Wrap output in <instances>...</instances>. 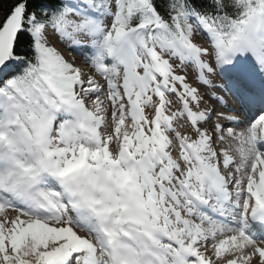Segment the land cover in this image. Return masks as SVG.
I'll return each mask as SVG.
<instances>
[{
  "label": "snow or ice",
  "instance_id": "6c2138e0",
  "mask_svg": "<svg viewBox=\"0 0 264 264\" xmlns=\"http://www.w3.org/2000/svg\"><path fill=\"white\" fill-rule=\"evenodd\" d=\"M0 264H264V0H0Z\"/></svg>",
  "mask_w": 264,
  "mask_h": 264
},
{
  "label": "rangeland",
  "instance_id": "374dc122",
  "mask_svg": "<svg viewBox=\"0 0 264 264\" xmlns=\"http://www.w3.org/2000/svg\"><path fill=\"white\" fill-rule=\"evenodd\" d=\"M74 53L66 52V55H73Z\"/></svg>",
  "mask_w": 264,
  "mask_h": 264
}]
</instances>
